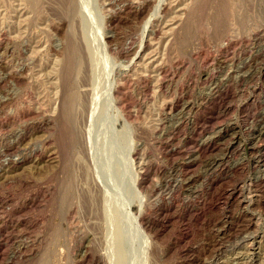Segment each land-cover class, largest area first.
Here are the masks:
<instances>
[{"label":"rangeland","instance_id":"rangeland-1","mask_svg":"<svg viewBox=\"0 0 264 264\" xmlns=\"http://www.w3.org/2000/svg\"><path fill=\"white\" fill-rule=\"evenodd\" d=\"M229 1L0 0V264H264V0Z\"/></svg>","mask_w":264,"mask_h":264},{"label":"bare ground","instance_id":"bare-ground-1","mask_svg":"<svg viewBox=\"0 0 264 264\" xmlns=\"http://www.w3.org/2000/svg\"><path fill=\"white\" fill-rule=\"evenodd\" d=\"M30 1H31V0H30ZM230 1H231V0H230ZM230 1H229V3H230ZM233 1H235V0H233ZM233 1H232L231 3L235 4ZM65 2H67V0H60V5H59V6H61V5L64 6V5H65ZM227 2H228V1H227ZM237 2H238V1H237ZM229 5H230V4H229ZM63 6H61V7L63 8ZM65 6H66V5H65ZM65 6H64V7H65ZM230 6H231V5H230ZM232 6H233V5H232ZM233 7H234V6H233ZM235 7H236V5H235ZM235 7H234V8H235ZM230 8H231V7H230ZM236 8H238V6H237ZM58 9H59V8H58ZM63 9H64V8H63ZM65 10H66V9H65ZM234 10H235V9H234ZM236 10H237V9H236ZM232 11H233V10H232ZM232 11H231V12H232ZM62 12H63V11H62ZM62 12H61V13H62ZM67 12H68V11H67ZM61 13H60V14H61ZM65 14H66V13H65ZM233 14H234V12H233ZM235 14H236V13H235ZM73 44H74V43H73ZM74 47H75V46H74ZM70 49H71V47H70ZM74 49H75V48H74ZM71 51H72V49H71ZM69 53H70V52H69ZM69 55H70V54H69ZM68 57H69V56H68ZM66 58H67V56H66ZM70 58H71V56H70ZM70 58H69V59H70ZM71 62H72V61H70V62L68 61L67 68H69L70 64H72ZM69 63H70V64H69ZM70 69H71V67H70ZM62 71H63V70H62ZM67 71H68V70H67ZM62 73H63V72H62ZM66 74H68V72H66L64 75H66ZM61 75H62V74H61ZM64 75H63V77H64ZM73 93H74V92H73ZM73 93H72V94H73ZM72 94H71V95H72ZM74 94H75V93H74ZM71 95H69L70 97H68V98H72L73 95H72V97H71ZM74 96H75V95H74ZM72 100H73V99H72ZM74 100H75V99H74ZM69 102H70V101H69ZM71 102H73V101H71ZM67 103H68V102H67ZM67 105H68V104H66V106H67ZM69 105H70V103H69ZM67 107H68V106H67ZM69 108H70V106H69ZM221 192H222V191H221Z\"/></svg>","mask_w":264,"mask_h":264}]
</instances>
